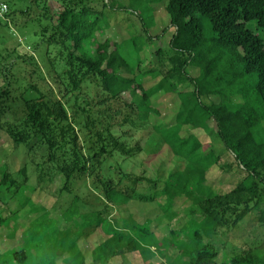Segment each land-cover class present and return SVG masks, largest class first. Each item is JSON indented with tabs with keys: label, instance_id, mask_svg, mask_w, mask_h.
Wrapping results in <instances>:
<instances>
[{
	"label": "trees",
	"instance_id": "obj_1",
	"mask_svg": "<svg viewBox=\"0 0 264 264\" xmlns=\"http://www.w3.org/2000/svg\"><path fill=\"white\" fill-rule=\"evenodd\" d=\"M17 1L25 4L15 7V0H8L9 21L0 22V29L9 28L13 20L21 19L23 27L32 22L34 49L43 48L46 73L34 51L19 40L0 54V129L27 151L42 148L39 159L32 161L38 181L47 170L58 173L64 178L58 191L72 193L74 183L90 180L96 208L81 210L87 202L79 204L75 194L62 214L69 221L72 212L83 234L94 233L92 261L262 264L264 233L251 243L242 242L227 261L216 258L219 250L212 238L228 236L244 219L264 229V137L254 135L255 128H264V39L248 26L253 20L264 31V0H144L141 9L109 0H58L61 7L54 13L46 0ZM154 1L164 3L168 18L157 34H151L154 20L149 13ZM118 10L131 12L139 28L120 42L100 40L111 26L108 14L117 15ZM169 26V53L154 46L157 63L144 68V48L157 43ZM159 92L175 97L168 124L150 122V115L158 112L152 97ZM7 114L12 117L4 119ZM195 128L214 133L224 147L202 142ZM141 129L156 140L151 152L166 144L177 161L163 179L126 171L115 159L143 150L141 136L131 144ZM224 153L231 161L221 162ZM26 167L17 172L26 177ZM214 167L239 173L236 184L227 191L215 190L207 175ZM9 178L14 183L4 169L0 184ZM133 200L154 202V215L137 217L129 210ZM177 202L192 212L179 230L169 225L178 215ZM158 217L167 219L169 236L152 229ZM8 222L0 215V225ZM183 229L185 235L177 238ZM29 254L23 243L12 252L13 264H33ZM65 259V264L86 262L79 250Z\"/></svg>",
	"mask_w": 264,
	"mask_h": 264
},
{
	"label": "rangeland",
	"instance_id": "obj_2",
	"mask_svg": "<svg viewBox=\"0 0 264 264\" xmlns=\"http://www.w3.org/2000/svg\"><path fill=\"white\" fill-rule=\"evenodd\" d=\"M109 1L112 4L115 3L119 6L127 5L132 8H139L140 4L143 5L142 3L144 2V0ZM14 3L15 7H21L25 4L24 1L18 2L17 0H15ZM45 4L50 13H54L61 7L58 0H46ZM149 6L154 9L149 12L154 20L151 34L160 33L163 27L168 24L164 3L154 1L150 2ZM147 9L149 10L151 8ZM39 10L40 9H35L34 12H38ZM117 12V15L112 12L108 14V17L111 20V26L107 27L104 33L100 35V40L109 37L119 40L118 42H120V39L127 38L133 30L136 31L139 28V22L131 12L125 10H118ZM146 13H144L145 16L147 15ZM20 21L21 19L13 20L9 28L3 27L0 29V54H4L8 46L13 44L14 41L16 42L19 40L25 48L34 51L37 61L42 70H45L43 72L46 73L43 48H38L37 51L34 49V42L37 38L34 35L35 26L32 22H28V24L23 27L20 25ZM248 26L254 29L255 32L259 33L264 39V31L256 27L253 20L248 22ZM172 32L173 27L169 26L157 43L154 42V44L147 45L144 48L142 52L144 58L142 64L144 68H149L157 63L158 58L154 53V46H161L165 53H169L168 39ZM248 91H251V88H249ZM29 93L30 92H28L27 95ZM31 95L33 96L34 94L32 93ZM122 96L124 100H130L128 92H124ZM212 98H215L216 100V97ZM236 100L239 101L240 97H236L235 101ZM152 105L158 108V112L150 115V122H159L161 124L170 123L172 113L176 109L174 95L171 93L159 92L152 97ZM10 117H12L11 114H7L4 119H9ZM262 127H264V120L262 121ZM125 128L131 131L129 125H126ZM142 130L143 129L136 132L133 131L134 138L132 139L131 144H134L135 138L141 136L143 138L141 141L144 146L143 150L137 152L132 157L124 158L117 155L115 159L126 171L134 172L136 174H144L146 176H158L163 179L171 168L178 165L176 163L177 161H175L174 157L171 155L170 149L166 144H164L159 150L151 152L150 150L155 148L156 140L148 139L149 136L146 135V130ZM187 131L188 130L185 129V132ZM192 131L200 137L202 142L214 143L217 148L224 147L223 145L221 146L219 138H217L214 133L207 135L201 128H195ZM254 135L257 139L264 137V128H255ZM211 137H213V139H211ZM40 149L42 148L36 146L30 151H27V148L24 145L14 144L6 131L0 129V179L3 170L7 169L15 180L13 183L9 178L5 183L0 184V215L8 217L9 220L8 223H2V225H0V264H13L12 252L13 250L18 249L23 243H25V247L30 252L29 262L33 264H65V257H68V255H74L78 250L80 252L82 251L86 260L85 264H96L92 261L90 255L94 233L83 234L80 231L82 229L79 226L81 221L77 216H72V212L69 211L68 213V216L71 215L69 221L62 214L65 211H63V209L67 206L69 201L71 202L72 197L75 194L78 195L80 199L79 204H81V200L87 202V206L85 208L81 207V210L96 208L98 202L95 190L88 179L85 183L82 181L74 183V191L71 190L72 193L67 191L60 192L58 189L63 185L64 178L55 172L50 175L51 172H49V170H47L48 173L45 175L44 179L38 181L36 171L33 170L36 165L35 162L32 161L39 159L41 153ZM229 160L231 161L230 156L224 153L221 162ZM114 161L115 160H112V162ZM23 165L27 166V178L23 173L17 172V170ZM207 175L211 180L210 182L212 183L213 188L219 191H227L232 188L240 176L237 172L220 171L217 167L208 171ZM159 200L162 201L163 198L159 197L158 201ZM51 204L56 207L49 208ZM183 205L184 203L178 202L174 205V209H178V215L172 220V222H170V224L167 222L166 218L158 217V222L152 227V229L155 230L156 235L169 236V225L171 228L179 230L178 228L185 220H187V215L192 213L189 211L188 207L182 208ZM44 207L46 208L44 209ZM154 207V202L141 203L133 200L130 201L129 204V210L134 212L139 218H143L145 213L154 215ZM242 225L243 226L238 228V230L232 229L228 236L220 234L213 236L212 241L216 243V247L219 250V254L216 256L218 260L221 258L225 261L229 260L234 252L241 249L242 242L248 241L251 243V241L255 238L261 237L264 233L262 227H257L256 225L253 226L247 221V219L242 221ZM14 227L16 231L14 232V237H12L11 235L14 231ZM87 228L88 227H85L84 229ZM24 230H26V233L23 243H21V234ZM184 230L185 229L180 231L182 234H178L180 236H177V238H182L183 235H185ZM204 240H207V238H204ZM63 250H66L67 253L62 254ZM222 253L223 255L221 256ZM74 259L75 261H78L79 256H76ZM155 259L157 261L159 260V258ZM132 262L134 261L132 260ZM262 264H264V262Z\"/></svg>",
	"mask_w": 264,
	"mask_h": 264
},
{
	"label": "built area",
	"instance_id": "obj_3",
	"mask_svg": "<svg viewBox=\"0 0 264 264\" xmlns=\"http://www.w3.org/2000/svg\"><path fill=\"white\" fill-rule=\"evenodd\" d=\"M9 2L8 0H0V22L9 21Z\"/></svg>",
	"mask_w": 264,
	"mask_h": 264
},
{
	"label": "crops",
	"instance_id": "obj_4",
	"mask_svg": "<svg viewBox=\"0 0 264 264\" xmlns=\"http://www.w3.org/2000/svg\"><path fill=\"white\" fill-rule=\"evenodd\" d=\"M158 258V257H157ZM156 260V259H155Z\"/></svg>",
	"mask_w": 264,
	"mask_h": 264
}]
</instances>
